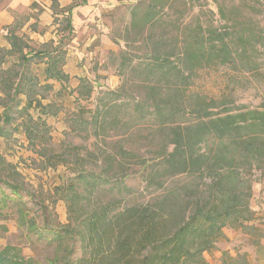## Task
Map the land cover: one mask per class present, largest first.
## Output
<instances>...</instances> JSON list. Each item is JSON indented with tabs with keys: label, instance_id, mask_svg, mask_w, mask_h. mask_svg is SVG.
I'll return each mask as SVG.
<instances>
[{
	"label": "trees",
	"instance_id": "obj_1",
	"mask_svg": "<svg viewBox=\"0 0 264 264\" xmlns=\"http://www.w3.org/2000/svg\"><path fill=\"white\" fill-rule=\"evenodd\" d=\"M176 3L185 5L184 0H135L130 7L125 48L116 59L124 75L138 78L139 96L123 87L93 96L95 81L88 76H79L70 88L71 76L64 67L72 49L74 4L58 20L59 4L51 0L53 21L68 33L43 42L41 48H32L17 34L19 24L6 25V44L0 47V138L21 131L40 157L48 156L49 118L61 106L45 100L55 84L58 98L73 99L70 133L103 142L120 135L111 151L100 150L97 160L104 167L85 169L83 160L55 188L71 223L60 229L42 226L35 235L61 248L58 264H210L205 253L224 238L226 229L247 234L255 246L264 239L253 204L256 173L264 177V101L255 107L228 106L188 94L199 69L254 62L252 53L264 44L263 36L256 35L244 7H218L222 16H237L231 28H218L198 15L186 21L185 9L172 19ZM128 40H140L142 53L127 50ZM33 62L41 65L40 74L32 71ZM77 65L82 67L81 62ZM137 124L150 125L144 138L152 147L148 156L128 147ZM130 163L138 164L146 192L160 191L155 200L129 199L134 193L126 183ZM9 171L0 153V204L10 201L22 211L18 174ZM176 177L184 181L167 185ZM102 193L114 198L97 204ZM19 219L25 222L23 215ZM28 263L19 249L0 247V264ZM221 264L258 263L247 252L224 251Z\"/></svg>",
	"mask_w": 264,
	"mask_h": 264
},
{
	"label": "rangeland",
	"instance_id": "obj_2",
	"mask_svg": "<svg viewBox=\"0 0 264 264\" xmlns=\"http://www.w3.org/2000/svg\"><path fill=\"white\" fill-rule=\"evenodd\" d=\"M134 2L135 0H118L116 5H103V12L100 14L102 21H92L91 24L84 20V15L79 13L77 5L74 4L76 8L73 9L78 13L72 17L73 38L69 44L72 49L64 67L71 76V89L77 85L79 76H88L95 81L93 96L100 95L104 89L119 87L139 96L136 91V86L140 83L138 78L124 75L116 59L117 53L125 48V28L129 21L130 7ZM184 2L185 5L174 4L170 11L172 19H176L185 9L186 21L198 15L203 22H212L218 28H222L223 25L231 28L236 21L234 18L237 17L229 15L228 12L224 13L227 16H222L218 12V7L222 6L225 10L233 6L244 7L247 11L245 16L251 21L256 35L260 34L264 40V0H184ZM65 8L67 6H58V20H62ZM50 11V0H0V47L6 44L3 37L6 25L13 22L19 24L17 34L32 48H41L43 42L66 36L68 32L61 29L63 25L53 21ZM127 45H130L127 50L130 52L133 50L135 55L141 54L144 50L140 40L135 42L128 40ZM252 55L254 62L246 66L238 63H217L199 69L188 89V94L197 93L198 97L206 101L216 99L222 105L257 106L264 101V44H261ZM137 59L133 62L135 63ZM77 62H81L82 67H79ZM31 69L35 74H40L41 65L33 62ZM56 85L54 90L45 95L47 97L45 101L55 100L61 106L59 114L49 118L51 140L48 156L40 157L21 131H13L10 135L0 138V153L9 163V174H18L16 183L23 192L25 203L22 211L17 210L10 201L5 205L0 204V247L9 245L19 249L21 254L29 259L28 264H58V260L63 256L61 248L56 246V243L39 239L35 235V231L42 226L60 229L71 223L67 205L57 197L55 188L71 173L75 164L82 163L83 160L85 169L99 170L100 166L104 167L102 159L97 160L100 150L111 151V145L120 139V135L113 134L103 142V138L70 133L68 121L74 108L73 99L68 95L58 98ZM87 105L91 106V103ZM1 109L0 105V111ZM148 127L149 124H137L130 133L133 135L132 141L129 142L133 144H128V147L138 150L144 156H148L152 148L148 140L144 139L148 135L145 131ZM127 167L129 175L126 183L134 192L129 199L139 202L155 200L160 191L149 193L144 190L139 178L138 164L130 163ZM115 173L112 170L111 174ZM256 174L255 178L259 181L253 185L255 196L253 204L258 210L259 219L256 223L262 224L261 228L264 230V204L261 206L264 177ZM181 181H184L182 177L172 178L167 185L182 183ZM111 198L114 196L110 193H102L97 196L96 202L104 203ZM257 203L259 207L256 206ZM20 215L25 217V222L20 221ZM224 235L213 250L205 253L210 264H221L224 251L232 255L236 251L247 252L253 263L264 264V239L261 238L260 244L255 246L249 236L241 231L226 229Z\"/></svg>",
	"mask_w": 264,
	"mask_h": 264
},
{
	"label": "crops",
	"instance_id": "obj_3",
	"mask_svg": "<svg viewBox=\"0 0 264 264\" xmlns=\"http://www.w3.org/2000/svg\"><path fill=\"white\" fill-rule=\"evenodd\" d=\"M117 2L118 0H79L76 2L75 0H58L60 7H63V6L68 7L70 5L76 4L77 5L76 7L79 9V13L83 14L84 20L90 22V24L92 23V21L94 22L102 21L101 20L102 17L100 16V14L103 12V5L105 4L116 5ZM77 13H78L77 10L72 8L71 17H74V15Z\"/></svg>",
	"mask_w": 264,
	"mask_h": 264
}]
</instances>
